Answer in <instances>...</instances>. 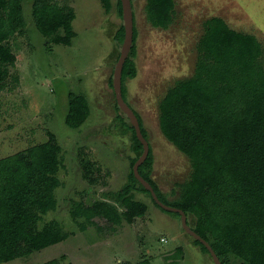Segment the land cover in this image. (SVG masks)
<instances>
[{
  "label": "rangeland",
  "instance_id": "374dc122",
  "mask_svg": "<svg viewBox=\"0 0 264 264\" xmlns=\"http://www.w3.org/2000/svg\"><path fill=\"white\" fill-rule=\"evenodd\" d=\"M54 3L75 10L77 35L71 45L53 43L35 24L33 0L23 1L25 33L7 42L16 68L10 67L0 91V160L26 154L55 135L63 163L58 175L62 185L56 192L58 208L40 216L39 208L32 204L30 230L66 238L27 250L4 264H44L53 259L62 264H214L186 235L181 218L158 207L148 195H137L149 208L130 223L112 227L97 219L100 228L82 232L70 217L71 202L93 204L103 192L121 190L127 184L135 152L125 135L126 115L117 110L110 85L122 47L116 40L123 23L117 0ZM146 4L147 0H133L138 76L127 80L125 98L147 131L154 154L152 179L171 203L179 195L177 185L190 178L192 167L189 158L160 130V101L176 81L194 73L207 19L224 12L235 28L247 31L241 13L254 20L251 29H264V0H175V18L168 29L148 22ZM261 35L264 38V32ZM70 93L82 97L87 105V117L76 129L66 123ZM231 260L232 264L240 262Z\"/></svg>",
  "mask_w": 264,
  "mask_h": 264
},
{
  "label": "trees",
  "instance_id": "16d2710c",
  "mask_svg": "<svg viewBox=\"0 0 264 264\" xmlns=\"http://www.w3.org/2000/svg\"><path fill=\"white\" fill-rule=\"evenodd\" d=\"M23 1L0 0V91L10 76V67L16 68L15 55L7 42L16 34L25 33ZM175 5V0H147L148 22L155 28L168 29L174 22ZM116 8L123 20L121 0H117ZM32 15L43 36L58 45L72 44L77 35L72 7L60 8L54 0H33ZM124 38L122 23L116 33L120 47ZM137 40L135 16L134 43L122 76L124 98L127 80L138 76ZM197 50L194 73L176 81L159 105L160 130L189 158L191 176L177 185L179 195L168 203L167 195L152 179V147L139 172L163 203L186 213L189 226L212 246L222 264H232L231 257L238 259V264H264L263 46L255 35L238 31L221 17L213 16L204 22ZM119 56L120 52L116 61ZM110 85L113 89V78ZM68 105L66 123L76 129L87 117V105L75 93L69 94ZM116 108L122 111L117 101ZM136 114L148 140L144 123ZM126 118L125 135L135 152L127 184L119 191L103 192L93 204L71 202L70 217L82 232L93 226L100 228L97 219L114 227L142 216L149 205L137 195H148L156 204L135 177L133 166L143 153V145ZM61 152V145L51 134L48 142L32 147L26 154L0 160V264L21 257L27 250H39L66 238L30 230L32 204L37 205L40 216L58 208ZM186 235L212 259L200 241ZM21 245H25V250ZM44 264L62 263L53 259Z\"/></svg>",
  "mask_w": 264,
  "mask_h": 264
},
{
  "label": "water",
  "instance_id": "95a60500",
  "mask_svg": "<svg viewBox=\"0 0 264 264\" xmlns=\"http://www.w3.org/2000/svg\"><path fill=\"white\" fill-rule=\"evenodd\" d=\"M121 2L125 38L120 50V56L118 58V61L116 62L114 69L113 90L118 106L130 120V123L135 128L137 138L143 145V153L133 166L135 177L151 193L153 200L160 208L169 212L178 213L181 216L182 227L185 233L200 241L208 249L214 264H222L219 256L212 248V246L189 226L186 213L179 208L172 207L163 203L157 195L154 187L146 179H144L139 172L140 166L147 160L149 156L151 145L149 140H147L143 135L141 124L135 110L127 103L123 96V69L134 43L135 16L132 0H121Z\"/></svg>",
  "mask_w": 264,
  "mask_h": 264
},
{
  "label": "crops",
  "instance_id": "0c3cea01",
  "mask_svg": "<svg viewBox=\"0 0 264 264\" xmlns=\"http://www.w3.org/2000/svg\"><path fill=\"white\" fill-rule=\"evenodd\" d=\"M238 14H240L239 17L240 16L242 17L241 21L244 22V25L248 28L247 31H243V32L255 35L257 37V39L261 42L262 46H263L264 38L262 37L261 32H264V29H262V28H253V29H251V25H253L252 23L255 24L254 20L253 19H249L244 14H241V13H238ZM228 16H229L228 14H224V12H223V15H220L218 17H221L222 19H224L230 25V27H232V28H234V29H236L238 31H241V30L235 28L234 25H232V22L229 20ZM259 34H260V36H259ZM263 50H264V46H263ZM263 56H264V51H263Z\"/></svg>",
  "mask_w": 264,
  "mask_h": 264
}]
</instances>
